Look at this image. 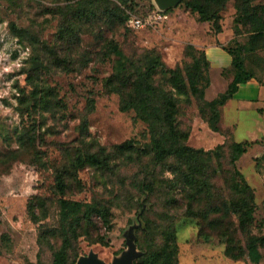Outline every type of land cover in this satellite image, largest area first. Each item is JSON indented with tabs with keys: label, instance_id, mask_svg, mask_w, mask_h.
I'll return each mask as SVG.
<instances>
[{
	"label": "rangeland",
	"instance_id": "obj_1",
	"mask_svg": "<svg viewBox=\"0 0 264 264\" xmlns=\"http://www.w3.org/2000/svg\"><path fill=\"white\" fill-rule=\"evenodd\" d=\"M263 3L251 2L241 17L243 1L227 0L215 33L183 0L163 13L155 0L128 6L117 0H0V264H51L62 243L61 198L80 203L82 211L88 205L110 214L109 232L93 213L81 222L84 235H69L71 264L90 253L112 264L127 251L131 228L139 253L132 264L161 252L172 232L176 264H264V241L257 262L245 244L247 235L264 240V186L252 159L256 148L237 161L254 190L251 199L230 163L229 132H211L203 100L177 93L170 81L176 76L188 84L197 51L215 45L237 56L245 72L264 84V37L256 49L249 45L250 16L258 15L256 6ZM76 7L97 15L78 17ZM158 13L166 18L143 27L124 20ZM68 22L75 24L77 39L62 41L58 31ZM34 62L41 67L32 70ZM199 65V88L206 80L211 85L205 100L223 93L233 70L238 73L209 64L204 72ZM164 95L177 101L175 125L187 135L184 145L203 151L223 145L218 155L155 160L150 141L159 130L143 117L158 113L154 100ZM242 135L237 132L233 141ZM123 144L130 146L120 148ZM87 154L98 155L102 166H80ZM58 172L65 180L63 197L55 191ZM28 202L35 204L37 224ZM237 212H252L242 231ZM51 229L58 234L38 243L40 233ZM227 238L234 259L224 254Z\"/></svg>",
	"mask_w": 264,
	"mask_h": 264
},
{
	"label": "trees",
	"instance_id": "obj_2",
	"mask_svg": "<svg viewBox=\"0 0 264 264\" xmlns=\"http://www.w3.org/2000/svg\"><path fill=\"white\" fill-rule=\"evenodd\" d=\"M121 5H130L133 0H117ZM185 1L186 7L193 13H196L199 17V20L202 22H211L213 30L215 33L220 32L219 26V11L222 10L227 0H183ZM243 1L241 7L242 11L241 17L248 15V9L250 7L251 2L256 0H239ZM258 9V15L250 16L252 19L253 25V34L249 41L250 49H256V45L258 41L264 37V3L256 6ZM75 14L78 17H83L86 20H90L92 17H96V10L83 11L78 7L75 8ZM112 15V14H111ZM129 16L126 15L124 17L125 23L128 25ZM75 24L68 22L62 25V27L58 31L59 38L61 40L73 41L72 39H77V35L74 32ZM224 50V49H223ZM231 57V66L238 73H236L233 79L227 84V87L223 93H219L212 100H205L204 95L210 83L206 80L204 88H199L201 81L203 80V74L200 69L199 62L203 63L204 72H206V67L208 66V62L206 59V55L203 49L200 52L197 51L199 58L193 63L191 73L187 74L188 84L181 83L177 80L176 76H172L170 81L172 87L179 94H187V92L197 95L203 100V105L208 110L209 117L207 119L208 128L213 133L221 132L219 128V120H220V108L232 98V96L237 92L240 84L253 79L254 77L245 72L243 64L238 60V57L233 55L230 51L224 50ZM153 69H151V72ZM175 72H172V74ZM176 103L177 101L174 98L167 97L164 95L160 99L154 100V107L157 108V114L143 119L147 121L152 127H155L159 130V134L153 133L150 141V149L154 154V158L158 163H161L168 157H172L178 161L180 160H195L199 157V154L203 156L207 155H218V150H220L223 145H219L214 150L203 151L196 150L184 145V139H186L187 135L179 134L176 123ZM139 111V108H138ZM174 113V114H173ZM142 117V116H141ZM161 132V133H160ZM229 142H230V163L234 167H236L235 174L239 181L242 184V191L249 195L251 199H253L254 190L248 184L243 174L240 172L237 167L238 159L247 151V149L255 144L260 143L263 147V152L260 157L255 158V167L258 168L262 166L264 168V141L262 142H235L232 140L231 135L229 133ZM129 144H123L120 148H124ZM130 146V145H129ZM80 166L90 165L92 167H101L102 161L98 155L95 154H87L85 157L79 162ZM192 181V180H189ZM66 185L64 177L61 172H58L55 176V191L57 195L63 197ZM60 204V236L62 238V243L60 247L53 252L52 262L51 264H71L68 263V249L70 247V236L74 239H78L84 232H81L80 226L81 222L89 221L91 215L95 213L102 222L104 229L109 232L111 229V222L109 219V212L105 209H97L94 210L90 208L88 205L85 206V209L82 211V205L77 202H71L64 198L59 200ZM35 204L28 202L27 211L33 223L37 224L40 221V218L34 211ZM240 215L239 223L241 226V231L244 229V225L246 219L251 220L252 212H237ZM42 229V227H41ZM56 236L58 233L55 229H51L49 231L41 232L38 237L37 242L39 243V239H46V235ZM224 235V234H222ZM226 235V234H225ZM229 239L227 238V241ZM263 238L261 237H253L246 236L245 244L246 250L250 254L253 261L257 262L259 260V254L257 252V248L262 246ZM227 243V242H226ZM176 250L175 247V237L173 232L168 235V239L161 252L152 254L148 257H145L141 262L136 264H176L173 254ZM224 254L226 257L234 259L232 256V252L230 249V241L226 244Z\"/></svg>",
	"mask_w": 264,
	"mask_h": 264
},
{
	"label": "crops",
	"instance_id": "obj_3",
	"mask_svg": "<svg viewBox=\"0 0 264 264\" xmlns=\"http://www.w3.org/2000/svg\"><path fill=\"white\" fill-rule=\"evenodd\" d=\"M202 49L210 68H232L231 57L221 47L209 45ZM234 75L233 70L230 80L233 79ZM219 128L221 131L229 132L232 140L236 133L240 132L243 134L241 138L244 139L239 140V142L264 141V84L259 83L254 78L240 84L237 92L220 108ZM250 148H256L252 159L261 156L263 147L260 143H255ZM254 173L264 186V168L262 166L256 168L254 163Z\"/></svg>",
	"mask_w": 264,
	"mask_h": 264
},
{
	"label": "water",
	"instance_id": "obj_4",
	"mask_svg": "<svg viewBox=\"0 0 264 264\" xmlns=\"http://www.w3.org/2000/svg\"><path fill=\"white\" fill-rule=\"evenodd\" d=\"M181 0H155L158 9L161 13L164 11L176 7ZM41 67V64L34 62L32 65V70ZM127 251L121 254V257L115 259L112 264H132V262L139 257V253L136 251V247L133 243L132 228L128 231L127 241H126ZM76 264H105L103 261L99 260L96 254L90 253L88 257H81Z\"/></svg>",
	"mask_w": 264,
	"mask_h": 264
},
{
	"label": "built area",
	"instance_id": "obj_5",
	"mask_svg": "<svg viewBox=\"0 0 264 264\" xmlns=\"http://www.w3.org/2000/svg\"><path fill=\"white\" fill-rule=\"evenodd\" d=\"M166 18L164 14H155L152 18H148L147 20L141 19V18H136V17H129L128 18V25L131 27H143L145 25L151 24V22H158L162 19Z\"/></svg>",
	"mask_w": 264,
	"mask_h": 264
}]
</instances>
